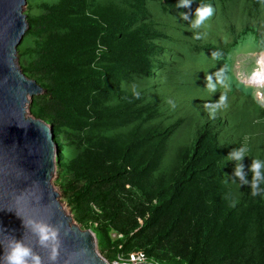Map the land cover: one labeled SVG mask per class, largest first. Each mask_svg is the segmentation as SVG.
<instances>
[{
	"label": "trees",
	"instance_id": "obj_1",
	"mask_svg": "<svg viewBox=\"0 0 264 264\" xmlns=\"http://www.w3.org/2000/svg\"><path fill=\"white\" fill-rule=\"evenodd\" d=\"M198 2L27 0L18 65L41 89L27 112L50 127L54 185L109 263L264 264V195L224 159L246 143L247 178L264 160V106L233 75L205 80L264 40V0H202L214 12L194 30L178 12Z\"/></svg>",
	"mask_w": 264,
	"mask_h": 264
},
{
	"label": "water",
	"instance_id": "obj_2",
	"mask_svg": "<svg viewBox=\"0 0 264 264\" xmlns=\"http://www.w3.org/2000/svg\"><path fill=\"white\" fill-rule=\"evenodd\" d=\"M26 4L27 0H0V244L7 246L10 237L23 240L42 264H110L97 251L92 231L72 223L54 191L58 147L50 127L26 116L31 98L41 93L18 65ZM23 220H43L58 228L55 252L52 246L37 245ZM50 254L54 261L48 259Z\"/></svg>",
	"mask_w": 264,
	"mask_h": 264
},
{
	"label": "clouds",
	"instance_id": "obj_3",
	"mask_svg": "<svg viewBox=\"0 0 264 264\" xmlns=\"http://www.w3.org/2000/svg\"><path fill=\"white\" fill-rule=\"evenodd\" d=\"M193 2L194 0H176L174 7L176 9L189 8ZM213 12L214 9L211 4L203 3L202 0H199L198 6L191 14V18L187 12H178V14L181 20L189 21L188 26L195 30L199 29L201 25L213 15ZM194 38H199V33L195 32ZM256 50L257 51L249 53L250 56H255L254 61H252L253 66L247 73L248 79L250 78L252 82L248 79L245 81L241 80L245 83V86H253L254 94L256 91L264 88V55H262V53H264V40L257 42ZM212 57L219 59V53H213ZM233 58L234 57H232V64ZM228 71H230L228 67L223 69L225 74ZM214 75L215 82L213 75H207L205 77L206 88L213 91L216 89L218 83H223V76L219 72ZM248 82L251 84H248ZM135 95L139 96V93L137 92ZM225 100L226 97L221 95L215 102L205 103L203 106L210 113H215L218 108L224 105ZM247 152L248 146L246 143H243L240 147L232 149L228 155L224 157L225 161L234 162L230 181L236 183L238 187L248 186L252 196L264 195V160L257 158L251 159V163L248 166V172L251 173V176L247 178V173L244 171V164L242 163L244 158L247 157ZM22 222L35 238L37 245L42 248H49L52 246L51 251L55 252V248L58 245V228L43 220H30L27 223L23 220ZM48 259L54 261L55 256L50 254ZM0 264H42V261L41 257L34 252L29 244H26L23 240L10 237L7 246L0 244Z\"/></svg>",
	"mask_w": 264,
	"mask_h": 264
},
{
	"label": "rangeland",
	"instance_id": "obj_4",
	"mask_svg": "<svg viewBox=\"0 0 264 264\" xmlns=\"http://www.w3.org/2000/svg\"><path fill=\"white\" fill-rule=\"evenodd\" d=\"M24 11H25V9H24ZM246 43H244L243 45H241L239 47L240 48L239 51H237V53L234 55L232 67L229 68L230 71L228 72V74L222 75L223 76V81H224V78L225 77H227L229 75H233L234 78H237L242 83V85H238L237 88L240 87V86H242L243 90L250 94L251 99L249 100V105L251 107H254L256 105V103L254 101H256L260 106H264V88L256 91L255 94H254L253 93V86H249V87L248 86H245V83L242 82V81H245V80L248 79V74L247 73H248V71L251 70V68L253 66L252 61H254V59H255V56H250L249 53H252L254 51H257L256 49H254L253 46L249 47L248 45H246ZM241 48H242V50H241ZM262 55H264V53H262ZM213 65H215V64H213ZM225 82L226 83L229 82V78ZM232 82H234V81H232ZM220 85H221V83H220ZM232 103H233V100L232 99L229 100V104L232 105ZM28 106L29 105H27L26 116L27 117H30L28 115V112H27L28 111ZM250 117L251 118L254 117L253 113H251L250 115H248V117L246 119H249ZM246 136H248V135H246ZM53 181H54V178L52 179L51 183L53 185L54 191L56 193H58L59 196H60L59 202H60V204L62 206L63 211L65 212V214H67L68 216H70L71 221H72L73 224H75L76 226H79L73 220V217L71 215V212H70L69 207L63 201V199L61 197V194H60V190L58 189L57 186L54 185V182Z\"/></svg>",
	"mask_w": 264,
	"mask_h": 264
},
{
	"label": "built area",
	"instance_id": "obj_5",
	"mask_svg": "<svg viewBox=\"0 0 264 264\" xmlns=\"http://www.w3.org/2000/svg\"><path fill=\"white\" fill-rule=\"evenodd\" d=\"M146 263L144 257L141 254H131L128 259H119L110 264H139Z\"/></svg>",
	"mask_w": 264,
	"mask_h": 264
},
{
	"label": "bare ground",
	"instance_id": "obj_6",
	"mask_svg": "<svg viewBox=\"0 0 264 264\" xmlns=\"http://www.w3.org/2000/svg\"><path fill=\"white\" fill-rule=\"evenodd\" d=\"M250 82H252L250 79H249Z\"/></svg>",
	"mask_w": 264,
	"mask_h": 264
}]
</instances>
